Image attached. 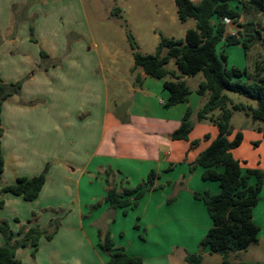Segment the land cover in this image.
Segmentation results:
<instances>
[{"label":"crops","instance_id":"1","mask_svg":"<svg viewBox=\"0 0 264 264\" xmlns=\"http://www.w3.org/2000/svg\"><path fill=\"white\" fill-rule=\"evenodd\" d=\"M231 1L237 2L233 9L242 12L241 0H229L230 5ZM231 23L226 21L228 34L239 30H229ZM90 38L82 0H0V78L5 84L22 82L20 93L8 97L1 110L2 182L14 184L20 177L38 176L49 165L36 200L2 195L5 205L0 209V222L8 221L19 239L24 226L26 232L62 219L51 240L41 239L35 257L29 248L17 250L16 257L23 264H106L109 256L97 246V223L107 215L114 218L108 229L117 247L131 256H141L143 264H172L173 246H166V236L176 227L170 218L172 212L178 215L180 228L188 222L204 223L205 205L193 193L209 191L214 195L221 190L218 182L202 179L201 166L190 171V165L218 136L217 127L209 121L199 122L195 116L189 141L171 138L187 110L192 117L207 102L205 95L201 96L205 101L198 99L200 106L191 104L192 94H197L204 77L193 88L184 77L191 89L188 102L167 106V77L151 78L137 69L133 73L143 77L142 86L116 77L119 85L126 86L129 97L116 88L111 103L109 82L100 70L103 63L95 53L96 46L89 44ZM221 45L224 50L225 43L218 49ZM42 52L48 58H43ZM194 140L200 142L193 147ZM252 141L264 146L261 132ZM108 168L128 187L144 183L151 171L158 174L157 185L164 180L171 183L159 190L158 196V191L147 192L137 207L151 217L149 227L160 229L165 237L166 242L160 241L166 243L161 251L137 254L118 240L120 229L115 224L123 210L111 211L104 200L109 189L104 174ZM175 183L181 185L176 192L171 189ZM172 195L176 200L169 205ZM201 227L204 231V224ZM196 235L193 233L195 239ZM4 244L0 234V246ZM177 250L192 252L181 245Z\"/></svg>","mask_w":264,"mask_h":264},{"label":"trees","instance_id":"2","mask_svg":"<svg viewBox=\"0 0 264 264\" xmlns=\"http://www.w3.org/2000/svg\"><path fill=\"white\" fill-rule=\"evenodd\" d=\"M179 19L187 22L196 21V28L188 29L184 39L170 38L160 34L159 44L154 54H142L134 35L127 31L130 47L133 51L134 66L131 71L142 69L144 73L155 79L171 77L164 83L169 93L167 106L186 103L191 95V89L184 77L203 74L204 80L199 84L196 92L200 96L209 95L207 102L199 110L197 121H209L218 128V136L200 153L194 163L190 165L193 172L201 166L204 171L202 179L215 181L221 188L218 194L209 191L194 192L193 197L204 203L211 218L212 226L205 238L201 241V249L210 254H221L224 257L222 264H231L228 255L231 252L246 251L251 245L259 242L260 227L254 220L253 211L260 200V193L264 185V172L261 169H247L243 171L242 163L236 159L233 150L239 148L243 141L242 132H237L234 138L231 130V120L234 111H244L254 122H261L258 128L264 142V67L256 63L254 73L248 69L228 67V56L221 52L219 45L241 46L248 56L252 43L257 41L264 45V32L258 29V23L251 19L246 24L241 22L244 15L259 13L264 15V0H241L242 12L234 10L229 0H201L194 3L192 0H175ZM121 8L116 7L112 15L121 18ZM229 20L238 26L234 34L227 33L226 21ZM166 51V53H165ZM43 58H48L42 52ZM174 60L177 70L167 69V65ZM143 77L136 75L135 86L143 84ZM22 82L5 84L0 78V209L5 205L3 194H13L23 197L26 201L36 200L46 181L49 170L38 176L20 177L14 184H3L2 175L5 169V160L2 153L3 129L1 126V110L8 97L19 94ZM227 92L236 93L254 100L256 105L234 103ZM230 106V107H229ZM220 111L215 115V111ZM195 122L191 119V111L187 110L181 124L171 138L173 140L189 141ZM208 139L209 137L206 136ZM199 140L191 142L197 146ZM105 181L109 186L105 202L111 211L122 209L124 215L139 206L140 200L147 192L156 191L163 187L157 185L158 174L151 171L144 183L136 187L125 186L123 178L108 168L104 171ZM256 182L253 184L252 179ZM182 184V183H181ZM176 199L172 197L169 202ZM99 205H95L98 207ZM61 218L52 219L46 227L33 226L24 232L20 230L19 239L8 221L0 222V234L5 244L0 246V264H23L16 257L20 248L32 250L35 257L42 238L51 240L61 226ZM114 222L110 215L103 217L98 224V248L109 256L106 264H143L141 257L129 255L123 248L117 247L108 226ZM185 261L188 264H203L200 252L187 253Z\"/></svg>","mask_w":264,"mask_h":264},{"label":"rangeland","instance_id":"3","mask_svg":"<svg viewBox=\"0 0 264 264\" xmlns=\"http://www.w3.org/2000/svg\"><path fill=\"white\" fill-rule=\"evenodd\" d=\"M82 3L91 27L89 44L96 46L94 47L95 53L99 55L102 60L103 69L100 70L109 82L111 103L116 94V88H119L123 97H129L126 86L123 87V85H119L116 81V77L119 80L129 82L136 80V74L131 72L134 66V59L133 51L127 37V31H130L134 35L139 46V51L142 54H154L159 44L160 34L170 38L184 39L188 29L196 28V21L194 19L181 22L174 0H82ZM231 5V7L235 9L237 2L231 1ZM116 7L122 10L121 18L112 15V11ZM251 19H254L259 25L258 29L264 32V15L259 13L244 15L241 22L246 24ZM228 25L229 30L231 29L233 32L237 31V25H232V23ZM222 51L228 56L227 66L229 68L238 67L240 69H248L250 73H254L257 62L261 63L264 67V45L262 42L257 41L252 43L248 56L245 55L244 50L239 46H225L223 50L221 45L218 51L219 54ZM167 69L177 70L174 60L167 65ZM188 78V84L193 88L194 86H198L200 80L203 79V74ZM167 79L171 80L172 78L167 77ZM227 94L234 103L256 105L254 100L242 95L231 92H227ZM198 99L205 101V98L203 99L201 96L193 93L191 99L192 106H200L198 104ZM127 105H129V103H127ZM112 108H114L113 105H111V109ZM219 112L220 111L217 110L214 113L218 115ZM122 116L123 118L125 117L124 111L122 112ZM195 116L197 119V115L195 114L191 117L193 121L196 120ZM261 126V122L252 121L251 117L244 111L233 112L231 120L233 135L230 137V140L234 138L237 132H242L246 135L242 145L233 150L235 156L241 161L244 172H246L247 169H261L264 172V146L259 147L257 141H252L254 135L259 132L258 128ZM255 182L256 179L253 178L252 183L254 184ZM162 185L163 187L161 189L165 188L167 185H171V183L164 180L162 181ZM173 185L171 189L173 188L175 192L181 189L179 183ZM159 190H156L158 192L155 193L158 194L155 195H159ZM172 197H174V195L169 196V199ZM175 200L176 199L171 202L168 200L169 205L173 204ZM147 201L148 200L144 201L145 206ZM204 208L206 222L202 223L200 220L198 224H193L185 219V222L189 224H185L184 228L178 227L177 224L180 222L179 217L172 212L170 218L176 227L166 236L168 245H166V243L160 244V241L166 242L165 237L161 234L160 229L149 227L148 223L152 222L151 217L141 212V209L129 211L126 215H124V213L122 214L121 220L115 224L118 230L120 229L117 233V238L124 244L123 246H125V248L137 254L148 255L155 250L161 251L165 245L168 247L173 246L172 264H188L183 255L185 253L196 252L202 254L203 264H222L224 260L223 255L210 254L207 249H201V241L205 238L212 225L207 209L205 206ZM253 215L256 224L260 227L259 242L251 245L246 251L231 252L228 255V260L231 264H264V185L260 193L259 203L254 208ZM202 224H204V231L201 227ZM193 233L197 234L196 239ZM180 245L189 247L192 252L177 250V246Z\"/></svg>","mask_w":264,"mask_h":264}]
</instances>
